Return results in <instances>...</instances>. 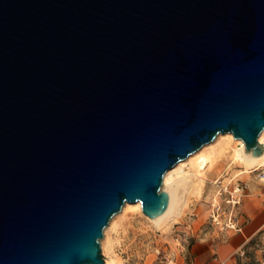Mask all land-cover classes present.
<instances>
[{
    "label": "water",
    "instance_id": "obj_1",
    "mask_svg": "<svg viewBox=\"0 0 264 264\" xmlns=\"http://www.w3.org/2000/svg\"><path fill=\"white\" fill-rule=\"evenodd\" d=\"M263 128L264 0H0V264H106L126 200Z\"/></svg>",
    "mask_w": 264,
    "mask_h": 264
},
{
    "label": "rangeland",
    "instance_id": "obj_2",
    "mask_svg": "<svg viewBox=\"0 0 264 264\" xmlns=\"http://www.w3.org/2000/svg\"><path fill=\"white\" fill-rule=\"evenodd\" d=\"M242 169L243 166L232 161L230 156L221 158L215 167L208 171L202 194L192 196L191 202L177 220L174 219L164 227L150 219L141 209H121L111 218L114 220H110L105 226L104 235L100 238L104 257H113L119 264H195L194 247L197 242L213 235L222 240H229L238 232L234 228L217 224L211 210L213 202L217 200L222 203L223 209H231L224 197L216 194L219 188L216 180H226L230 177H234L233 182H240L244 188L241 203L235 207L242 209L250 190L251 177L257 172L262 176L264 167L258 165L249 170ZM189 175L186 170L182 173L180 171L178 175L176 173L177 183L187 179L186 176ZM166 186L163 177L162 187ZM105 243L108 244L107 247ZM243 249L246 252L242 255L240 252ZM235 256L239 264H261L260 237L236 251Z\"/></svg>",
    "mask_w": 264,
    "mask_h": 264
},
{
    "label": "bare ground",
    "instance_id": "obj_3",
    "mask_svg": "<svg viewBox=\"0 0 264 264\" xmlns=\"http://www.w3.org/2000/svg\"><path fill=\"white\" fill-rule=\"evenodd\" d=\"M259 140L264 144V128L259 134ZM226 156H230L232 161L241 164L243 171L258 165L259 167H264V152L258 155H250L246 153V144L242 138L236 137L231 131L219 132L213 140L204 143L200 148L190 153L187 157L180 159L173 167L165 172L164 179L167 184L166 187L171 192L170 205L160 215H146L162 227L171 223L174 219L177 220L179 215L182 214L191 202L192 196H200L202 194L208 171L212 170L219 160ZM184 170L187 173L189 172L190 177L186 176L188 178L185 180L179 177L182 181L177 183L176 179L178 177L176 173L178 175L180 171L182 173ZM129 207L138 208L143 211L140 200H126L121 211ZM107 246L108 244L105 245V247ZM105 262L106 264H119L113 257L105 256Z\"/></svg>",
    "mask_w": 264,
    "mask_h": 264
},
{
    "label": "crops",
    "instance_id": "obj_4",
    "mask_svg": "<svg viewBox=\"0 0 264 264\" xmlns=\"http://www.w3.org/2000/svg\"><path fill=\"white\" fill-rule=\"evenodd\" d=\"M257 173L250 179V190L240 209L241 229L229 240L213 235L197 242L195 264H239L236 251L260 237L264 231V174Z\"/></svg>",
    "mask_w": 264,
    "mask_h": 264
},
{
    "label": "built area",
    "instance_id": "obj_5",
    "mask_svg": "<svg viewBox=\"0 0 264 264\" xmlns=\"http://www.w3.org/2000/svg\"><path fill=\"white\" fill-rule=\"evenodd\" d=\"M234 177H230L226 180L219 179L216 183H219V188L217 190V195L224 197L225 201L231 207V209H223L222 203L218 200L214 203L212 211V216L217 224H222L226 227L234 228L235 230H240V209H235L241 203L242 195L244 194V188L241 186L240 182L234 183ZM218 197V196H217ZM260 249H261V264H264V231L260 236ZM245 249L241 250L240 254H245Z\"/></svg>",
    "mask_w": 264,
    "mask_h": 264
}]
</instances>
